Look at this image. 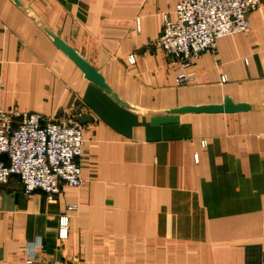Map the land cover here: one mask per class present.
<instances>
[{
  "label": "crops",
  "instance_id": "obj_1",
  "mask_svg": "<svg viewBox=\"0 0 264 264\" xmlns=\"http://www.w3.org/2000/svg\"><path fill=\"white\" fill-rule=\"evenodd\" d=\"M24 1L135 106L264 103V0L250 31L186 69L188 85L155 45L180 0ZM0 108L79 123L85 139L81 187L55 201L26 194L17 176L0 187V264H23L29 247L36 264H264V111L127 110L12 0H0Z\"/></svg>",
  "mask_w": 264,
  "mask_h": 264
},
{
  "label": "built area",
  "instance_id": "obj_2",
  "mask_svg": "<svg viewBox=\"0 0 264 264\" xmlns=\"http://www.w3.org/2000/svg\"><path fill=\"white\" fill-rule=\"evenodd\" d=\"M262 1L180 0L173 17L165 13L155 45L177 63L178 84L193 82L186 69L203 51L215 48L219 38L250 31L249 14ZM129 60L134 62V55ZM222 81H227L225 75ZM84 145L79 123H64L38 112L17 113L0 108V187L17 176L26 194L41 191L49 201H55L64 185H83ZM73 209L74 205L68 207V211ZM69 235L70 215L65 212L58 217V237L64 241ZM36 260L35 248L29 247L23 264H36ZM52 264L69 263L57 258Z\"/></svg>",
  "mask_w": 264,
  "mask_h": 264
},
{
  "label": "water",
  "instance_id": "obj_3",
  "mask_svg": "<svg viewBox=\"0 0 264 264\" xmlns=\"http://www.w3.org/2000/svg\"><path fill=\"white\" fill-rule=\"evenodd\" d=\"M21 10L34 18V20L52 38L54 44L67 55L83 72L85 78L95 83L101 90L107 93L116 104L121 107L142 114V115H167V114H218V113H239L250 111H264V103H243L236 102L232 97L226 96L221 104L187 105L170 109L148 110L124 100L119 93L106 81L103 74L85 59L71 44L56 33L24 0H12Z\"/></svg>",
  "mask_w": 264,
  "mask_h": 264
}]
</instances>
